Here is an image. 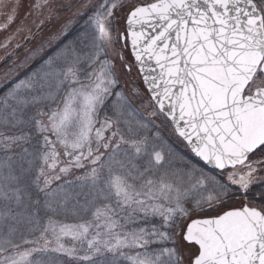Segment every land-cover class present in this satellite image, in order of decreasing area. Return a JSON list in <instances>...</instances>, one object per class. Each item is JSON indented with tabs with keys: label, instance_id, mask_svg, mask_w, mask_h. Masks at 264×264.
<instances>
[{
	"label": "rangeland",
	"instance_id": "obj_1",
	"mask_svg": "<svg viewBox=\"0 0 264 264\" xmlns=\"http://www.w3.org/2000/svg\"><path fill=\"white\" fill-rule=\"evenodd\" d=\"M118 1L101 25L91 19L82 22L80 50L73 43L65 42L54 56L55 63L40 61L27 76L4 85L0 92V127L11 131L10 128L23 126L15 139L26 142L33 139L36 134L31 130L34 125L30 119L43 108H50L47 112H50L54 135L50 139L43 136L34 145H21L22 149L8 145V149L0 153V173L3 175L0 178V264H113L108 258H100L106 248L101 246L100 240H94L91 231H87L92 212L99 208L110 221L108 231H113L133 215L148 222L134 227V232L129 234V242L151 245L146 254L130 253L132 264L162 262L158 259L165 252L153 249L156 241L151 244L152 240L139 238L145 229H150L152 235L161 229L160 224L155 223L161 214H167L172 221L168 224L167 248L169 255L179 256L178 264H191L199 252L197 245L184 239L187 225L195 217H217L243 206L255 207L264 214V202L253 195L242 202L220 203L228 194L238 192L237 188L245 191L264 183V150L245 165L226 172L224 180L211 178L214 181L210 184L211 189L204 183L197 185L190 175L162 170L156 158L159 151L147 146L151 138L146 126L155 127L152 124L157 121L149 117L158 110H151L146 101H141L142 89H146L125 35L129 12L140 4L157 0ZM253 1L264 10V0ZM101 4L102 0H0V59L4 53L22 45L31 30L33 33L41 31L33 50L45 42L48 47L58 31L75 25L73 20L78 12L82 16L87 10H97L98 5L104 7L105 4ZM62 6L73 10L70 16L66 13L65 20L44 27L46 19L55 17ZM100 30L103 38L98 36ZM104 50L108 52L110 62L100 58ZM70 64L72 66L67 67ZM15 70L9 66L5 73ZM118 75L128 83L129 94L120 86ZM261 86H264L263 76L253 82L248 92ZM36 127L39 134L48 130L41 121ZM107 139L111 141L106 142ZM165 144L175 145L167 141ZM103 145L113 146L97 157L96 168L84 180L69 182L43 178L42 168L53 167L61 153L75 163L94 151L102 152ZM155 178L159 185L155 181L149 182ZM188 189L193 193L190 197L192 206L205 213L187 217L191 212L189 207L183 208L176 203L180 196L178 191ZM150 190L169 191L172 202L166 207H127L122 211L114 204L120 197L132 198L138 191L152 196ZM208 207L211 208L206 209ZM49 219L60 223L61 231L56 232L55 239L47 237L44 246L34 245ZM87 234L91 236L89 240L81 242V237ZM67 255L77 260H68ZM148 255L150 259H146ZM115 264L120 263L116 261Z\"/></svg>",
	"mask_w": 264,
	"mask_h": 264
},
{
	"label": "water",
	"instance_id": "obj_2",
	"mask_svg": "<svg viewBox=\"0 0 264 264\" xmlns=\"http://www.w3.org/2000/svg\"><path fill=\"white\" fill-rule=\"evenodd\" d=\"M126 24L148 93L192 152L220 170L245 163L264 144V88L244 97L264 58L255 3L158 0L132 10ZM185 239L200 246L194 264H264L256 209L194 220Z\"/></svg>",
	"mask_w": 264,
	"mask_h": 264
},
{
	"label": "trees",
	"instance_id": "obj_3",
	"mask_svg": "<svg viewBox=\"0 0 264 264\" xmlns=\"http://www.w3.org/2000/svg\"><path fill=\"white\" fill-rule=\"evenodd\" d=\"M119 1H112V0H102V4H105L104 7L98 5L97 10L94 8V10H87L82 16H79V12L76 14V18L73 20L75 22V25H72L70 27H65L63 31H58V33L54 36V41L52 40L50 42V45L47 47L45 42L42 45H37L36 49L33 50V46L37 40V34L41 31H37L36 33L31 30L27 35L28 37L24 39V42L22 45L15 47L11 52H6L0 59V92L2 91V88L6 84H11L13 81L19 80L20 77L27 76L29 70H33L35 65H37L40 61L46 60L51 61L55 63L54 56L58 53V49L61 45H65V42H71L73 45L77 46V48L80 50L79 47L82 38L80 37L82 34V22L85 19H91L94 20L96 25L99 23L101 25L105 20L108 14L111 13L112 10L115 9V6L117 5ZM63 8V6H62ZM262 9V8H261ZM73 10L68 8H63L60 10L58 14L55 15V17L47 18L46 24L43 25L44 27L47 25V27H51L53 25H57L60 20H65L66 13L68 16H70V13ZM263 14L264 10L262 9ZM79 20H82L81 23L77 24ZM65 25H67V21H65ZM82 29V30H81ZM26 35V36H27ZM100 35L101 38H103L101 30L98 32V36ZM83 37V36H82ZM80 39L78 41L77 39ZM74 46V47H75ZM42 50V51H41ZM34 54H37V56H34ZM108 52L104 50L102 53H100V58L104 59L107 58L105 62H110V58L108 59L107 56ZM53 56V57H52ZM114 64V63H113ZM15 67L16 70L12 72L5 73V69L7 67ZM72 66V64L68 65L67 67ZM82 67V63L79 66V68ZM2 76V74H4ZM115 75V74H114ZM120 76V79H117L120 86L123 87L125 93L129 94V88L128 83ZM4 81V84L2 82ZM143 99L141 98V101H146L149 104V108L151 110H157L155 105L153 104L150 96L148 93L143 90ZM44 109V108H43ZM41 109L37 113H35L34 118H31L30 120L33 122L32 131L35 132V136L33 139H27L29 142H26V140H20L15 139V135L18 134V132L23 128L20 126L10 128L11 131H7V129H4L0 127V153L4 150L8 149V145H13L15 149L19 147V149H22L21 145H34L39 142L41 138H44L43 136L50 138H54L52 125L49 118V113L47 112L50 108L44 109L46 112ZM157 112V113H156ZM154 112L155 114L150 115L149 118L156 120L157 123H153L151 127L146 126L149 142L147 143V146L152 148L153 150L159 151V154L156 155V158L160 161L159 164L162 165V170L165 173H171L172 171L180 172L181 175H190V178L193 179L196 184L204 183L206 187L210 188L211 182H214L211 178H216V180H224L225 177L222 176L221 173L211 169L207 165H205L203 162L198 160L194 155L191 153L187 145L183 144L181 139L176 136L175 131L173 130V127L169 123V121L163 117L158 111ZM147 113V112H146ZM42 122L48 128V130L42 134H39L38 128L36 127L37 122ZM152 121V120H151ZM27 126V125H26ZM27 127L30 128V125ZM150 135V136H149ZM163 137V139H162ZM161 139V141L159 140ZM165 139V140H164ZM31 141V142H30ZM111 139H107L106 142H110ZM165 141L167 143H173L175 145H166ZM177 141L182 143L180 145ZM163 143L165 145H163ZM21 146V147H20ZM108 146V147H107ZM113 145H103V147L100 149L102 152L94 151V154H91L90 156H86L85 159H81L78 162L71 163L64 154L61 153V158H59L58 163H55L53 167L45 166L42 168V174L43 178H50L52 180H68L69 182L71 180L74 181H80L84 180L85 178L89 177L91 171L96 168L97 164V157L100 158L102 154L105 153L109 148H111ZM264 150V149H263ZM69 167L71 169H69ZM61 178V179H60ZM45 179V178H44ZM157 185H159L158 178L152 179L149 182H153ZM191 182V184L195 183ZM198 185V184H197ZM161 187V186H160ZM211 189V188H210ZM152 193V196L147 194L148 192H135L132 196V198H124L120 197L119 200L114 203L118 209L125 210L127 207H138V208H148L152 207L153 205L157 207H166V205L170 204L171 198L169 196V191L163 190V192L159 190H150ZM192 190L188 189L187 191H178L180 196L178 197V203L180 206H183V208L189 207V210L191 212L188 213L187 217L197 216L201 215L205 212H202V209L199 207L192 206L193 202L191 200L192 196ZM232 193L231 195L228 194L227 201L223 200L222 203H228V202H242L246 197H250L253 195V197H257V200L264 202V183L254 185L250 189L245 191H239ZM191 197V198H190ZM255 197V198H256ZM196 205V203H194ZM216 205V204H214ZM211 207H208L206 209H210ZM100 209V208H99ZM98 209V210H99ZM94 210L92 212V221L89 225H87V231H91L92 236L97 240H100L101 246L103 248H106L103 252V255L100 256V258H108V260H112L113 264L117 261L120 264H132V261L129 260L131 256L130 253L134 251H140L143 252V254H146L150 248V244H144V246H139L138 244H141L140 241H137V243L129 242V237L131 233H133L134 227H141L142 224H147L148 222L144 221L142 218L137 217L136 215H133L132 218H130L127 221H122L118 224V226L115 227L113 231H108V225L110 223L109 219L104 215L103 210ZM205 210V209H204ZM208 212V211H206ZM126 216V215H125ZM196 218V217H195ZM194 218V219H195ZM198 218V217H197ZM171 220L167 217V214H161L156 220L155 223L160 224L161 229L157 230V233L155 235H152V231L150 229H145V232L141 234V237H139L141 240H148L153 244V241H156V245L153 249H161L165 252L164 255H162L158 260L162 261L160 264H178L179 262V256L177 254H170L168 251V224ZM172 221L170 222V224ZM61 225L60 223L53 222L50 219L46 221V226L44 231L41 234V238L34 243V245L40 244L41 246L46 243V238L50 237L55 239L57 237L56 232L58 233L61 231ZM112 232V233H110ZM84 235V234H83ZM82 235V236H83ZM91 236L87 234L85 237H81V242H87ZM85 238V239H84ZM165 242V243H163ZM33 245V246H34ZM33 246H30L32 248ZM138 246V248H137ZM149 246V247H148ZM23 248V247H22ZM21 248V249H22ZM146 259H150L151 256ZM68 260H77L76 257L73 256H66ZM80 260V259H79Z\"/></svg>",
	"mask_w": 264,
	"mask_h": 264
},
{
	"label": "bare ground",
	"instance_id": "obj_4",
	"mask_svg": "<svg viewBox=\"0 0 264 264\" xmlns=\"http://www.w3.org/2000/svg\"><path fill=\"white\" fill-rule=\"evenodd\" d=\"M1 177H3V175L0 173V178H1ZM2 179H3V178H2ZM58 194H59L58 196H60V195H61V193H58Z\"/></svg>",
	"mask_w": 264,
	"mask_h": 264
},
{
	"label": "flooded vegetation",
	"instance_id": "obj_5",
	"mask_svg": "<svg viewBox=\"0 0 264 264\" xmlns=\"http://www.w3.org/2000/svg\"><path fill=\"white\" fill-rule=\"evenodd\" d=\"M262 75V74H261ZM263 76V75H262ZM243 209H245V208H240V210H243ZM200 248V247H199ZM201 250V249H200Z\"/></svg>",
	"mask_w": 264,
	"mask_h": 264
}]
</instances>
